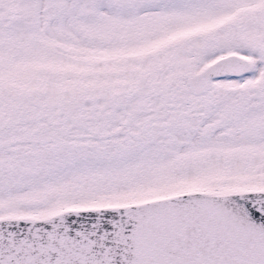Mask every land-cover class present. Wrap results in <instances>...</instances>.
Listing matches in <instances>:
<instances>
[{"label":"snow or ice","instance_id":"snow-or-ice-1","mask_svg":"<svg viewBox=\"0 0 264 264\" xmlns=\"http://www.w3.org/2000/svg\"><path fill=\"white\" fill-rule=\"evenodd\" d=\"M0 264H264V0H0Z\"/></svg>","mask_w":264,"mask_h":264}]
</instances>
